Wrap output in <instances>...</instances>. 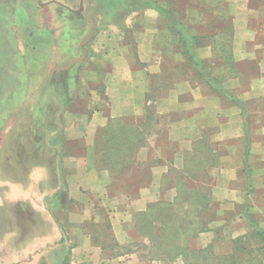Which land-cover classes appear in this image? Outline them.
<instances>
[{"label":"rangeland","instance_id":"rangeland-1","mask_svg":"<svg viewBox=\"0 0 264 264\" xmlns=\"http://www.w3.org/2000/svg\"><path fill=\"white\" fill-rule=\"evenodd\" d=\"M170 1L155 0L164 8L166 4L178 3V0ZM81 4L82 0H0V189L4 187V181L11 188L19 185V193L25 190L26 197L34 199L35 205H39L42 211L41 214L34 212L28 201L24 205L10 204L6 198L0 197V264H80L75 258L79 248L77 243L87 239H91L105 257L111 255L115 258L127 253L130 264H223L220 261L222 258L214 253L211 255L188 247L190 236L204 224L210 226V222L217 218L216 204L209 213H201L204 204L199 194L212 191L219 179L215 168L220 166V155L224 154V150L220 149V143L213 142L212 130L203 133L197 152L189 157L190 164L181 170L188 169L186 174L173 168L172 177L163 178L149 177L146 165L137 160L145 157V152L140 150V146L134 149L136 142L150 146L155 139L166 138L165 120L155 109L152 119L147 120L143 127L142 120L138 119L137 129L128 130L133 125L128 121L129 126L120 123L109 125L107 133L100 128L93 130V143L106 159L100 170L114 172L118 179L110 184L105 197L91 194L90 204L95 206L91 207L102 212L96 220L94 217L87 219L84 205L69 199L66 178L62 177L63 167L46 166L50 163L47 160L59 156L52 149L59 148L57 145L60 144L59 140L52 141L46 127L63 123L61 104L64 100L60 98L61 101H58L52 96L62 82H81L78 72L86 67L84 62L97 59L100 48L114 38L117 31L113 28L124 25L131 7L129 0H84V11L77 15L75 11L81 8ZM171 5H167V9H171ZM94 25L95 32L84 46L87 58L67 70L57 71L82 57L80 44ZM34 47L37 52H32ZM244 69L250 75L247 79L250 83L257 81L260 71L250 64H246ZM192 70L191 67L184 70L190 79L194 78ZM171 81L170 75L155 79L153 83L156 89H161L163 82L171 84ZM70 94L73 96L75 91ZM243 103L248 126L243 138L247 145V163L242 169L246 177H252V172L264 173V163L257 167V160L250 161L264 152V101L259 99ZM234 105L242 112L240 106ZM55 106L57 109L53 111ZM59 113L60 117L57 116ZM177 118V115L173 116L174 120ZM41 139L43 147L40 149L37 145ZM239 140L232 141L233 145L239 147ZM153 164L160 163L153 160ZM211 164L216 167H211ZM151 165L147 164L150 168ZM38 167L48 168L49 177L35 184L33 176ZM191 176L200 178L193 179L195 186L184 180ZM183 182L191 190L186 192ZM142 188H150L149 193L141 194ZM252 190L253 183L250 181L249 191ZM14 191L18 193L17 187ZM129 202H133L134 208L127 212V222L123 223L131 242L121 248L115 240L113 227L120 220L115 216L116 208L119 210L131 205ZM159 204L162 205L154 209L149 207ZM19 207L26 208L24 216L20 213L14 216L13 210ZM249 208L248 204L234 208L228 215V221L233 222L243 215L251 222L253 230L249 234L252 236L249 243L254 253L249 257L253 260L252 264H259L260 261L264 264V211L253 213ZM151 212L154 214L149 216ZM162 216L167 220L166 225L159 222ZM152 218L157 222L153 229L150 227ZM151 243L155 246L152 249L149 248ZM81 248L85 251V246ZM258 249L261 251L256 252ZM241 259L239 257L238 260Z\"/></svg>","mask_w":264,"mask_h":264},{"label":"crops","instance_id":"crops-1","mask_svg":"<svg viewBox=\"0 0 264 264\" xmlns=\"http://www.w3.org/2000/svg\"><path fill=\"white\" fill-rule=\"evenodd\" d=\"M224 3L226 17L233 19L232 55L235 62L245 66L253 64L260 71L255 82L250 83L241 75L226 81L224 85L242 102L264 101V46L262 41H257L259 36H264V2L224 0ZM201 18L204 21L197 20L199 24L196 22L198 25H195L197 29L194 33L208 35L210 14L205 12ZM113 29L117 31L114 38L109 40L107 46L100 48V53L96 54L97 59L85 61L86 67L81 73L78 72L82 77L81 84L75 80L62 82L52 96L58 101H61L60 98L64 100L61 104L63 123L46 127L53 141H60L59 145H53L59 147L56 151L50 147L52 152L58 153V158L51 157L46 166H62V177L66 178L69 199L84 205L87 219L94 217L96 220L100 217L102 212L90 204L91 194L98 198L105 197L108 187L117 182V178L111 172L99 169L93 130L106 129L113 121L144 119L153 81L162 79L165 69L172 68L171 84L160 89L154 101L157 114L165 120L167 136L155 139L150 146H142L140 150L146 155L137 160L146 165L149 177H172L171 169L177 168L179 172L184 170L188 164L187 159L197 152L203 133L212 130L213 142L220 143V149L224 150V154L220 155V166L215 168L218 183L211 191L212 201L217 205V218L210 223L209 231L200 234L191 245L194 249L213 245L217 256L232 255L235 240L249 235L253 228L243 215L229 223V213L243 204L250 206V212L264 211V173L255 171L252 177H246L242 169L247 163V145L243 142L246 125L241 110L227 99L211 94L204 84L191 82L185 72L181 71L185 58L181 49L175 50L174 46L169 45L168 39L173 36L169 33L167 19L158 10L147 8L133 11L125 17L123 26ZM32 52H37V48L34 47ZM214 56L213 48L208 44L196 50L197 59L210 67L214 66ZM71 90L75 91L73 96H70L73 93ZM56 109L57 106L53 111ZM61 113L57 116L60 117ZM174 115L178 116L175 120ZM237 140L241 143L239 147L235 145L236 148L232 141ZM37 147L41 149L42 143L39 142ZM259 154L250 160H257V167L264 163V152ZM153 160L160 164H153ZM148 163L152 164L151 168L147 166ZM48 177L49 169L38 167L33 180L35 184L42 183ZM250 181L253 183L252 191H249ZM4 182V187L0 189L2 199L6 198L10 204L24 205L28 201L34 212L41 214V207L35 205L34 199L26 197L25 190L20 194L19 185L11 188ZM15 187L18 189L17 194ZM148 189L142 188L141 194H148ZM133 202L119 210L116 208L115 216L120 220L113 227L115 240L121 248L129 246L131 242L123 222H127L126 215L134 208ZM13 213L14 216L16 213L24 216L26 208L19 207ZM90 240L77 243L79 248L75 258L78 263L130 264L127 253L115 258H111V255L105 257L102 250L96 248ZM81 246H85V251Z\"/></svg>","mask_w":264,"mask_h":264},{"label":"trees","instance_id":"trees-1","mask_svg":"<svg viewBox=\"0 0 264 264\" xmlns=\"http://www.w3.org/2000/svg\"><path fill=\"white\" fill-rule=\"evenodd\" d=\"M131 3V7L129 9V12H127L129 15L131 12L136 10H144L147 8H153L156 9L162 14L168 22V29L169 33L173 36L168 39L169 45L174 46L175 50H180L182 52V55L185 58V64L181 71L185 72V69L192 68L194 78L190 79L187 72L185 74L191 80L193 83H201L204 84L210 91L211 94L223 97L224 99H227L228 101L237 104L241 107L243 116L245 119V125L248 126V117L246 114V108L245 104L239 100L237 97L233 96L229 90L226 89L224 83L228 80H231L233 78H239L245 77V79H249L250 75L246 74V71L244 69L245 64H239L236 63L233 55H232V44H233V36H234V28L231 25L233 23V19L231 17H226L225 15V3L224 0H178V3L175 4H166L171 5V9H167L169 7H160L157 5V2L152 0H129ZM167 2H171L170 0H166ZM260 2H264L263 0H260ZM133 5V6H132ZM205 12H208L210 14V34L208 35H200L195 34L196 32L195 25H198L199 23L197 20H203L201 18V14H204ZM204 21V20H203ZM198 24H197V23ZM262 41L264 46V36H259L257 41ZM208 44L213 48L214 51V66L210 67L207 63L197 59L196 57V50L198 48H201ZM253 65V64H252ZM251 67L256 70V66L253 65ZM170 70L165 69V74L163 78H166L168 76L173 75L172 68H169ZM171 73V74H170ZM196 80V82H195ZM170 85V82H163L164 87H168ZM163 88V87H162ZM161 88V89H162ZM160 89L155 88V84L153 83L151 86L150 94L148 95V106L145 110V117L142 119L141 126L143 127L146 125V121L149 119H152V114H154L155 109V100L157 97V93ZM129 119V120H128ZM124 119L119 121H113L111 124H122L123 126H129L128 121L133 124L132 126L128 127V130L131 129H137L138 127V120L134 119ZM145 122V123H143ZM111 127V126H110ZM109 126L106 129H103V133H107ZM142 129V128H141ZM44 138V137H43ZM53 141V139H52ZM203 142V141H202ZM40 143H42L43 147V141L41 139ZM205 143V142H204ZM144 146L140 143H134V149ZM138 150V149H137ZM98 152V151H97ZM99 156V167L102 166V164H106V159L103 157V155ZM193 157V156H191ZM135 160V159H133ZM187 162L189 163V158L187 159ZM190 164V163H189ZM216 167L215 164H211V167ZM60 167V166H59ZM188 167V165H186ZM100 169V168H99ZM148 170V169H147ZM188 171V169L184 172H181V174ZM113 177H116V174L114 172H111ZM204 178V176H203ZM193 179L200 180L199 177H185L184 180L189 181L191 185ZM118 181V179H117ZM184 183L183 188L185 187V190L187 192L188 190H191L190 187H188V184ZM206 192V191H205ZM196 194V193H195ZM202 195L201 200L203 201V207L200 209L201 213H209V210H212L213 205L215 204L212 201L211 198V191L209 193H199ZM190 197V196H188ZM182 192H181V202H182ZM177 200V199H176ZM175 200V201H176ZM189 200V199H187ZM163 204H169L167 202H162ZM159 205H150V209L156 208V206ZM154 212H151L149 216H152ZM148 216V215H147ZM163 217V216H162ZM200 217V214H199ZM207 218V217H206ZM159 222L163 225L167 224V220L165 218H161ZM213 222V220L211 221ZM210 222V223H211ZM156 220L152 218L150 227L153 229L155 227ZM209 231V226L207 224H204V227L202 226L200 229L197 230L196 234L191 235L189 241L188 247L189 249L197 250L192 248V241L195 240L200 236V234L206 233ZM264 236V232L262 234ZM252 236L247 235L245 237H241L234 242V250L233 254L229 256H217L214 252L213 245H209L205 248H199L200 252H207L213 255V253L222 259L220 261H223V264H252L253 260L251 259V255L254 253L251 249V244L249 243L250 238ZM189 239V240H190ZM154 244L151 243L149 248H154ZM261 249H258L256 252H260ZM66 254L69 255V251H66ZM184 254V253H183ZM245 254L247 256H245ZM119 256V255H117ZM251 256V257H249ZM112 257V256H110ZM239 257H241V260H238ZM260 259V258H258ZM259 262V261H257ZM261 264V261L259 262Z\"/></svg>","mask_w":264,"mask_h":264},{"label":"water","instance_id":"water-1","mask_svg":"<svg viewBox=\"0 0 264 264\" xmlns=\"http://www.w3.org/2000/svg\"><path fill=\"white\" fill-rule=\"evenodd\" d=\"M83 1H84V0H82L81 8H80L78 11H75V14L79 15V14H81V13L84 11ZM95 28H96V25H94V26L91 28L89 35H88L87 37H85V38L83 39L82 43L80 44V47H79V48H80L81 51H82V57L79 58L78 60H76L75 62H73L72 64H70V65L67 66V67H64V68H58L57 71H59V70H66V69H69L70 67H72V65L83 62V60H84L85 57H86V51H85V49H84V46H85V44L87 43V41L93 36V34H94V32H95ZM61 232L63 233V237H64V240H65V243L68 244L67 239H66V235L64 234V232H63L62 229H61Z\"/></svg>","mask_w":264,"mask_h":264}]
</instances>
